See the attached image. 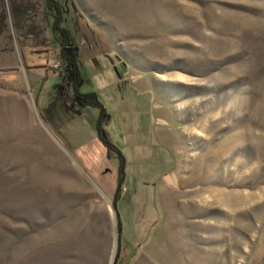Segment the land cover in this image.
<instances>
[{
	"label": "rangeland",
	"instance_id": "374dc122",
	"mask_svg": "<svg viewBox=\"0 0 264 264\" xmlns=\"http://www.w3.org/2000/svg\"><path fill=\"white\" fill-rule=\"evenodd\" d=\"M58 1L81 56L115 51L155 95L175 167L158 217L120 218L119 248L115 195L59 145L23 69L60 60L54 13L0 0V264H264V0ZM91 61L85 76L110 63Z\"/></svg>",
	"mask_w": 264,
	"mask_h": 264
},
{
	"label": "crops",
	"instance_id": "0c3cea01",
	"mask_svg": "<svg viewBox=\"0 0 264 264\" xmlns=\"http://www.w3.org/2000/svg\"><path fill=\"white\" fill-rule=\"evenodd\" d=\"M55 44L60 51L59 41ZM49 46L42 44L36 49L49 51ZM60 55V60L23 66L25 74L33 76L28 83L42 121L88 177L106 184L115 195L116 206L118 201H124L123 213L117 211L119 218L124 214L138 215L141 220L151 210L154 218L158 217L155 194L174 169L175 157L155 119V95L148 100L149 106L146 97L151 90L137 83L127 62L115 51L81 56L79 49L76 60L81 82L76 90L87 95L88 103L82 102L75 92L68 62ZM95 58L109 59L110 63L85 76L79 59ZM56 62L61 63V68L52 70ZM110 66L118 73L110 74ZM39 70L44 73L38 74ZM91 98L97 99L102 109L90 105ZM119 176L123 179L120 190ZM147 202H151L148 213L144 206Z\"/></svg>",
	"mask_w": 264,
	"mask_h": 264
},
{
	"label": "trees",
	"instance_id": "16d2710c",
	"mask_svg": "<svg viewBox=\"0 0 264 264\" xmlns=\"http://www.w3.org/2000/svg\"><path fill=\"white\" fill-rule=\"evenodd\" d=\"M46 6L47 11L53 12L54 13V18H53V28L58 32V34L65 39L64 44H72L73 42V37L71 36V33L67 30V28L62 27V23L64 22V14L62 11V6L58 0H43ZM64 44L59 42L60 46V52L63 56V58L68 62L69 70L73 79V84H74V89L77 94V97L82 101V102H87V95L81 94L76 90V86L80 84L81 82V77H80V70L77 65V60H76V55L74 54L73 56H68L65 51H64ZM88 103V102H87ZM91 103L90 105L97 107L99 109H102L100 103L98 102L97 99L91 98ZM111 148H114L111 144L107 143ZM123 183V179L121 176H119L118 180V190H120L121 185ZM113 207L116 211V216H117V225H118V239H119V248L121 246V239H122V223L119 218V214L117 212V206H116V200L113 201ZM122 256L120 254L117 255V260L115 264H118L121 260Z\"/></svg>",
	"mask_w": 264,
	"mask_h": 264
},
{
	"label": "water",
	"instance_id": "95a60500",
	"mask_svg": "<svg viewBox=\"0 0 264 264\" xmlns=\"http://www.w3.org/2000/svg\"><path fill=\"white\" fill-rule=\"evenodd\" d=\"M64 51L66 52V54L68 55V56H72L74 53H75V51H77V48H75L74 46H72V45H68V46H66L65 48H64ZM118 232V231H117ZM117 243H118V238H117ZM117 245V244H116Z\"/></svg>",
	"mask_w": 264,
	"mask_h": 264
},
{
	"label": "flooded vegetation",
	"instance_id": "af4514ba",
	"mask_svg": "<svg viewBox=\"0 0 264 264\" xmlns=\"http://www.w3.org/2000/svg\"><path fill=\"white\" fill-rule=\"evenodd\" d=\"M57 41H59V42H61V43H63V44L65 43V39H63V37H61V36H60V37H57ZM68 45H72V46H73L74 44H73V42H72V44H64L63 47L65 48V47L68 46ZM65 53H66V52H65ZM76 53H77V51H75L74 54L76 55ZM74 54H73V55H74ZM73 55H72V56H73ZM68 69H69V66H68ZM69 72H70V70H69ZM70 74H71V73H70Z\"/></svg>",
	"mask_w": 264,
	"mask_h": 264
},
{
	"label": "built area",
	"instance_id": "2783aa9c",
	"mask_svg": "<svg viewBox=\"0 0 264 264\" xmlns=\"http://www.w3.org/2000/svg\"><path fill=\"white\" fill-rule=\"evenodd\" d=\"M61 68V64H55L52 66V70H57Z\"/></svg>",
	"mask_w": 264,
	"mask_h": 264
}]
</instances>
